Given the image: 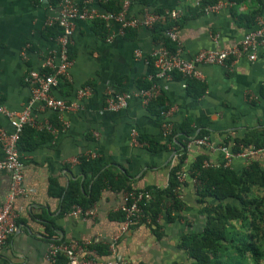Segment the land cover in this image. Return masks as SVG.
Segmentation results:
<instances>
[{
	"label": "crops",
	"instance_id": "0c3cea01",
	"mask_svg": "<svg viewBox=\"0 0 264 264\" xmlns=\"http://www.w3.org/2000/svg\"><path fill=\"white\" fill-rule=\"evenodd\" d=\"M74 1L80 9L107 11L103 5L106 0ZM202 1L152 0L145 7L131 0L127 13L142 20L147 11L181 8L180 18L168 21L172 22L170 26L177 25V40L170 39L185 58H192L201 49L232 47L256 27L258 18L264 20V0H223L218 10L209 12L199 7ZM57 14L58 7L37 0H0V106L18 111L27 108L37 122L52 126H31L35 131H26L22 139L25 193L15 199L18 229L0 249V264H48L46 251L51 242L73 241L88 248L103 247L108 255L91 250L100 259L123 258L130 264L186 260L180 245L182 237L203 223L190 168L199 156L222 162V152L186 141L184 166L189 173L175 191L183 206L173 210L175 217L164 213L158 231L142 221L120 232L123 213L119 207L125 190L104 187L89 207L94 213L86 216L70 213L79 204L63 211V194L73 181H78L84 194H90L91 176L81 164V158L90 153L96 154L93 158H98L103 168L125 175L133 188L166 187L177 160L175 145L168 143L169 137L163 132L166 123L172 130L188 126L195 135L207 130L213 144L228 142L229 147L237 137L264 130V51H259L255 60L240 57L228 66L198 64L200 77L194 79L203 84V92L198 93L201 85L190 88L179 72L172 78L153 76L156 68L152 66V51L167 44L156 38L154 30L162 23L153 27L138 24L122 32L121 23L115 19L78 18L74 21L68 76L59 77L52 93L76 101L79 107L60 117L43 103L32 102L31 86L25 81L30 70L50 72L60 62V33L53 34L49 29ZM46 61L50 63L45 65ZM152 84L160 89L154 99L163 98L164 113L156 106L149 107L152 101L148 105L142 102L139 92ZM85 85H91L93 91L79 99L77 91ZM125 91L132 94L128 105L110 109L107 97ZM0 126L13 130L3 112ZM133 133L139 139L144 135L160 140L168 147L155 150L146 141L136 144ZM254 159L264 165V154ZM246 165L243 158L234 156L226 167L240 172ZM10 184V171L0 169V204ZM61 188L63 194L58 195ZM112 243L114 253L110 250Z\"/></svg>",
	"mask_w": 264,
	"mask_h": 264
},
{
	"label": "built area",
	"instance_id": "2783aa9c",
	"mask_svg": "<svg viewBox=\"0 0 264 264\" xmlns=\"http://www.w3.org/2000/svg\"><path fill=\"white\" fill-rule=\"evenodd\" d=\"M53 7H58V14L51 19V24H58L61 32L58 36L59 57L60 62L50 72L30 70L25 76V81L31 86L32 102H41L45 106L53 109L60 117L64 112L77 109L79 104L76 101H70L63 98L55 97L52 93L53 87L59 82L60 76H68V67L71 63L70 47L73 42L74 21L75 19H115L122 25V32L126 28L143 24L153 27L158 23L168 20H178L182 15V9L176 8L164 12L147 11L142 20L127 13L131 0H123L121 10L118 12H99L95 9H80L74 0H37ZM224 1L218 0L216 3L207 4L203 8L205 12L218 10ZM177 25L169 26L166 29V35L172 40H177ZM264 51V20L260 17L257 20L256 27L249 30L242 39L232 47L223 49H201L192 58H185L180 53V48L172 50L167 44H160L152 51V59L156 68L153 76L172 78L174 72H179L186 80L199 78L200 72L197 65L200 63L219 64L228 66L230 61L247 57L249 60H255L259 51ZM50 63L46 61L45 65ZM185 85L187 83L185 82ZM93 88L91 85H85L77 91L78 98H82L91 94ZM160 93V89L152 84L142 89L139 94L142 102L148 105ZM132 94L130 92H119L107 97V106L112 110L125 108ZM0 112L6 114L13 127L12 131H7L0 126V142L2 145V155L0 156V169H7L11 174V184L5 201L0 204V249L5 245L9 236L18 229L17 212L14 207L15 199L25 193L23 186L24 164L20 154L19 141L25 126H33L35 128L52 129L50 124L37 122L30 114L29 109L25 108L21 111L7 109L0 106ZM164 113V111H161ZM164 134L171 136L172 125L166 123L164 125ZM133 141L136 144H142L137 133H133ZM190 142L207 146L213 151L222 152L224 160L222 162H214L205 159L204 167L209 166H228L230 160L234 156L243 158L249 164L255 156L264 154V145H250L247 147L240 146L241 149L233 151L227 145L213 144L207 135L195 137ZM190 142L188 144H190ZM178 156L181 154L175 150ZM95 153L87 155L88 158L95 157ZM189 171L182 166L179 179L183 180ZM191 173V172H190ZM191 181L196 185L199 183L197 174H191ZM156 188H131L123 193V201L120 210L123 213V222L120 232L123 233L130 226L139 222L153 224V217L145 211V202L155 195ZM176 191V190H175ZM71 214L91 215L94 213L93 208H83L75 205L70 211ZM161 217V216H160ZM159 219V218H158ZM118 238V236H116ZM111 252L114 253V243L110 245ZM60 254H64L68 258L67 264H130L126 259H100L93 255L87 244L73 242H51L46 251V259L48 264H59L58 258Z\"/></svg>",
	"mask_w": 264,
	"mask_h": 264
},
{
	"label": "trees",
	"instance_id": "16d2710c",
	"mask_svg": "<svg viewBox=\"0 0 264 264\" xmlns=\"http://www.w3.org/2000/svg\"><path fill=\"white\" fill-rule=\"evenodd\" d=\"M132 1H137L145 7L150 6L152 2V0ZM217 1L203 0L199 7ZM103 5L109 12H118L122 8L123 0H106ZM154 11L162 12L158 9ZM97 21L104 25L102 20ZM171 24L170 21L163 22L155 26L154 30L157 34L156 38L163 40L174 50L176 44L165 32ZM49 29L53 34L61 32L58 24H54ZM149 84L150 82L146 86ZM187 85L190 88L201 85L198 93L203 92V84L194 78L189 79ZM261 94L264 97V86ZM154 106L161 111L166 109L162 97L152 100L149 107ZM28 130L35 131V128L25 126L19 141L20 148L24 134ZM205 135H208L207 130H201L195 135L188 126H179L172 130L168 143L174 144L175 150L181 154L170 169L168 185L164 188H156L155 195L145 202V211L153 217L156 231L162 225L160 216L166 213L169 218L175 217L172 214L173 210H180L183 206L175 190L180 184L179 174L186 159V141ZM140 140L146 141L148 146L155 150L168 147L166 143L144 135H140ZM225 144L229 146L228 142ZM241 145L263 146L264 130L235 138L231 149L237 151L241 149ZM206 158L199 156L190 168L191 174H197L199 180L196 184V194L200 203L199 213L203 217L202 227L183 235L180 245L185 250L186 260L174 261L171 264H264V165L254 159L238 172L226 166L204 167L203 162ZM81 164L84 171L90 173L91 192L89 195L84 194L78 181H73L64 194L63 189H59L57 194H63L65 212L74 204H79L83 208L91 207L104 187L110 186L119 190L133 188L125 175L112 168H103L98 158L84 156L81 158ZM89 249H94L97 255L109 254L107 250L103 251L101 246H90ZM58 261L59 264H67L68 258L60 254Z\"/></svg>",
	"mask_w": 264,
	"mask_h": 264
}]
</instances>
